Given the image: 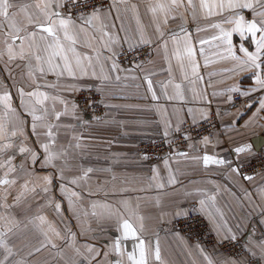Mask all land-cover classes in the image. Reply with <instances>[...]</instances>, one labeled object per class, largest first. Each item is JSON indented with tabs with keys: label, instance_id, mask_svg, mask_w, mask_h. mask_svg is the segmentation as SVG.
<instances>
[{
	"label": "crops",
	"instance_id": "0c3cea01",
	"mask_svg": "<svg viewBox=\"0 0 264 264\" xmlns=\"http://www.w3.org/2000/svg\"><path fill=\"white\" fill-rule=\"evenodd\" d=\"M63 1L0 0V264H264V170L237 167L264 137V0H110L78 17ZM143 45L145 62L117 61ZM83 89L102 94L100 119ZM212 108V139L138 153ZM190 209L244 252L170 230Z\"/></svg>",
	"mask_w": 264,
	"mask_h": 264
},
{
	"label": "built area",
	"instance_id": "2783aa9c",
	"mask_svg": "<svg viewBox=\"0 0 264 264\" xmlns=\"http://www.w3.org/2000/svg\"><path fill=\"white\" fill-rule=\"evenodd\" d=\"M110 0H68L62 6L65 15L78 17L107 8ZM151 56V47L143 45L132 49H123L117 56V61L123 65H135L145 62ZM103 98L96 89H83L76 95L83 114L89 116L103 115ZM242 102L240 94L233 96L232 105L237 107ZM220 126L218 111L212 108L208 116L198 123L183 122L168 137L147 140L137 146V151L150 162H156L164 156L184 149L192 141L212 139ZM238 170L244 175H253L264 170V150L244 164H238ZM170 230L181 232L189 239L205 248H218L226 256L236 257L244 252V241L241 238L218 239L209 229L206 219L196 210L190 209L186 216L174 220ZM247 264H256L250 258Z\"/></svg>",
	"mask_w": 264,
	"mask_h": 264
},
{
	"label": "rangeland",
	"instance_id": "374dc122",
	"mask_svg": "<svg viewBox=\"0 0 264 264\" xmlns=\"http://www.w3.org/2000/svg\"><path fill=\"white\" fill-rule=\"evenodd\" d=\"M59 1V0H58ZM66 1H68V0H64L63 1V3H65ZM60 8L61 7H59L58 9H59V12H60ZM67 16H70V15H67ZM70 17H72V16H70ZM100 95H101V97L103 98V96H102V94L99 92V91H97ZM77 103V102H76ZM78 104V103H77ZM79 106V105H78ZM103 107H104V105H103ZM82 111V110H81ZM104 114H105V108L103 109V115L101 114V115H98V116H93L95 119H100L102 116H104ZM68 163L70 164V167H71V170H69V172H71V173H73L74 171H76V170H80L81 171V168H78V167H76V164H75V161L73 160V158H70V160L68 161ZM58 185V184H57ZM79 186L82 188V185L81 184H79ZM55 192L57 193V188L55 189ZM38 200V199H37ZM36 200V201H37ZM52 200L54 201L55 199L52 197ZM35 206H39V204L38 203H36L35 204ZM43 207V205L41 206V208Z\"/></svg>",
	"mask_w": 264,
	"mask_h": 264
},
{
	"label": "water",
	"instance_id": "95a60500",
	"mask_svg": "<svg viewBox=\"0 0 264 264\" xmlns=\"http://www.w3.org/2000/svg\"><path fill=\"white\" fill-rule=\"evenodd\" d=\"M87 117H90L89 115H86ZM264 137L263 136H258L253 138L252 144L254 145V148L257 152L262 150L263 144H264Z\"/></svg>",
	"mask_w": 264,
	"mask_h": 264
},
{
	"label": "trees",
	"instance_id": "16d2710c",
	"mask_svg": "<svg viewBox=\"0 0 264 264\" xmlns=\"http://www.w3.org/2000/svg\"><path fill=\"white\" fill-rule=\"evenodd\" d=\"M148 160V159H147Z\"/></svg>",
	"mask_w": 264,
	"mask_h": 264
}]
</instances>
